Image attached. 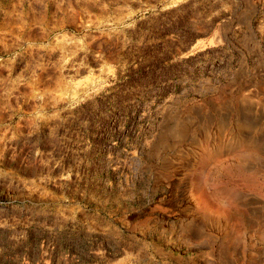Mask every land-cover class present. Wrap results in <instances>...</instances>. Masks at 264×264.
<instances>
[{
  "label": "rangeland",
  "instance_id": "374dc122",
  "mask_svg": "<svg viewBox=\"0 0 264 264\" xmlns=\"http://www.w3.org/2000/svg\"><path fill=\"white\" fill-rule=\"evenodd\" d=\"M238 122L264 165V0H0V264H264Z\"/></svg>",
  "mask_w": 264,
  "mask_h": 264
},
{
  "label": "bare ground",
  "instance_id": "6f19581e",
  "mask_svg": "<svg viewBox=\"0 0 264 264\" xmlns=\"http://www.w3.org/2000/svg\"><path fill=\"white\" fill-rule=\"evenodd\" d=\"M178 118V117H177ZM180 119V120H179ZM189 121V120H188ZM186 119L183 118H178L176 123L173 124L172 126H169L167 129H165L161 135H160V145H169V144H176L183 139H189L190 142L195 143L199 145V139L197 138V133L196 131H193V129H190V125H188V122ZM222 125V124H221ZM220 125V126H221ZM192 126V125H191ZM223 126V125H222ZM238 132L235 130H230L229 135L226 136L227 138H222L221 130L217 131L218 137H213L212 132L206 128H204L201 133L203 134L205 141L209 144V147H207V151L209 155H213L221 150H231V149H237L236 153L234 154V158L237 159V164L239 167H250L253 168V173L258 180L260 177V173L264 172L263 168L264 165L262 163L261 157H260V147L259 145L255 142L254 137L250 136L248 138L249 132L246 127H249L247 122H238ZM240 129V130H239ZM245 133L246 135H244ZM168 138H171L172 143L168 142ZM252 145L255 147L256 152L254 151V162L253 166H249V161L247 160L246 153L242 151L239 147L241 145ZM192 153L195 155V151L192 150ZM179 155V154H178ZM181 155V154H180ZM263 167V168H262ZM252 171V170H251ZM262 175V174H261ZM244 193L241 191L237 192V198L239 199ZM252 200L254 204H256L257 208L259 207V202L260 199L257 196H252ZM239 203H243L242 200L239 199ZM238 203V204H239ZM232 212V211H231ZM221 222V221H218ZM223 225V223H222Z\"/></svg>",
  "mask_w": 264,
  "mask_h": 264
}]
</instances>
